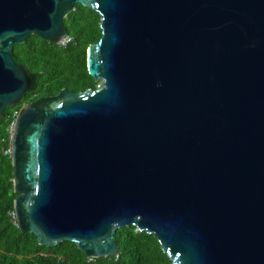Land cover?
Instances as JSON below:
<instances>
[{"label":"water","instance_id":"obj_1","mask_svg":"<svg viewBox=\"0 0 264 264\" xmlns=\"http://www.w3.org/2000/svg\"><path fill=\"white\" fill-rule=\"evenodd\" d=\"M76 5L100 15L98 86L16 115L19 229L88 259L134 226L171 264H264V0H0V117L31 89L14 45L58 44Z\"/></svg>","mask_w":264,"mask_h":264},{"label":"trees","instance_id":"obj_2","mask_svg":"<svg viewBox=\"0 0 264 264\" xmlns=\"http://www.w3.org/2000/svg\"><path fill=\"white\" fill-rule=\"evenodd\" d=\"M100 15L76 5L64 19L71 38L60 46L31 35L12 49L13 60L29 73L31 89L0 117V264H171L154 236L138 232L134 226L116 231L117 253L88 259L68 241L56 247L38 244L36 236L22 232L14 215L13 167L10 157L11 125L27 103L55 96L66 88L74 93L96 89L98 83L88 74L87 49L101 38Z\"/></svg>","mask_w":264,"mask_h":264},{"label":"built area","instance_id":"obj_3","mask_svg":"<svg viewBox=\"0 0 264 264\" xmlns=\"http://www.w3.org/2000/svg\"><path fill=\"white\" fill-rule=\"evenodd\" d=\"M70 40H71V38L68 37V35H67L66 37H64V38L58 43V45H60V46H66V45L70 42ZM15 117H16V115H15ZM13 123H14V121H13ZM12 130H13V124L11 125L10 135H12ZM8 152H10V151H8Z\"/></svg>","mask_w":264,"mask_h":264}]
</instances>
